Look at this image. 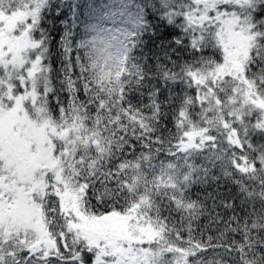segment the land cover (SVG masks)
Segmentation results:
<instances>
[{
	"label": "snow or ice",
	"instance_id": "snow-or-ice-1",
	"mask_svg": "<svg viewBox=\"0 0 264 264\" xmlns=\"http://www.w3.org/2000/svg\"><path fill=\"white\" fill-rule=\"evenodd\" d=\"M0 264H264V0H0Z\"/></svg>",
	"mask_w": 264,
	"mask_h": 264
}]
</instances>
